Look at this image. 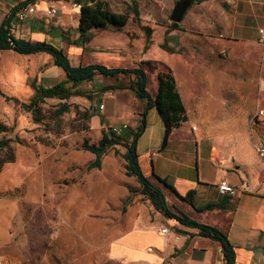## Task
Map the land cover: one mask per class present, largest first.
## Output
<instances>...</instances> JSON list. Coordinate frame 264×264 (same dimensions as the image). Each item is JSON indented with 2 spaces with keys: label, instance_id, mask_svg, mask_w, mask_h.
I'll return each mask as SVG.
<instances>
[{
  "label": "rangeland",
  "instance_id": "obj_1",
  "mask_svg": "<svg viewBox=\"0 0 264 264\" xmlns=\"http://www.w3.org/2000/svg\"><path fill=\"white\" fill-rule=\"evenodd\" d=\"M51 1L60 10L67 6L71 13L79 8L73 0ZM99 1L111 12L126 14L128 23L120 30H91L83 47L61 41L72 66L136 68L147 60L150 64L143 66L150 94L157 90V73L171 67L190 119L178 132L196 128L229 145L239 140L243 127L252 145L256 144V124L264 121V51L209 37L191 22L208 21L204 4L219 7L225 0H190L180 24L172 23L170 16L176 3L183 0ZM3 14L0 7V22ZM58 21L55 18L46 27L51 29ZM67 22L63 33L73 41L77 38L73 15ZM22 29L19 36L31 41L27 25ZM103 55L131 58L116 67ZM183 67L193 69L188 85ZM131 78L110 79L97 74L91 82L76 87L84 96L46 99L33 112H26L19 104H28L34 94L33 83L50 87L67 77L53 66L48 54L0 51V91L18 101L0 95V143L6 142L0 147V197L12 200L15 206L13 226L9 231L0 228L1 252L15 253L21 247L22 256H28L21 264H106L107 242L117 228L129 226V220L142 213L155 211L136 178L128 174L124 159L136 124L124 122L126 127L116 134L123 140L101 154L99 167L94 166L96 155L83 150L84 145L98 146L103 135L110 137L111 127L120 123L104 124L105 119L102 122L93 117L102 111L101 104L114 108L116 103L112 98L115 93H102V86L128 85ZM127 93L124 104L130 111L136 99L134 93ZM63 105L67 110L59 114ZM120 114L115 112L116 117ZM146 176L169 203L171 195L163 185L154 176ZM9 233L12 244L4 242Z\"/></svg>",
  "mask_w": 264,
  "mask_h": 264
},
{
  "label": "crops",
  "instance_id": "obj_2",
  "mask_svg": "<svg viewBox=\"0 0 264 264\" xmlns=\"http://www.w3.org/2000/svg\"><path fill=\"white\" fill-rule=\"evenodd\" d=\"M22 1L24 0H0V7L4 13L0 25L9 15L11 8ZM35 6V13L23 23L17 24L15 18L13 19L11 33L14 38L30 41L29 38L19 36V33L25 30L22 29L23 26L27 25L28 34L33 35L31 42H47L58 49H63L61 36L67 37L63 32L68 24L67 19L72 15L75 18L74 28L78 38L79 8L71 13L67 6L62 5L60 10L51 0H40ZM204 6L208 9L210 18L208 21H191L195 27L201 28L209 37L260 47L258 29L264 28V0H225L219 7L216 5L212 7L210 3H205ZM51 7L58 10L56 18H59V21L48 29L44 12ZM103 56L115 66L119 65L120 61L131 58L130 55ZM53 66L58 68L54 64ZM183 70L185 83L188 85L193 69L188 71L183 67ZM155 78L157 80V76ZM56 84L42 87L51 88ZM128 85H110L125 88L108 91L115 93L112 96L116 102L114 108L101 104L102 111L93 115L95 120L100 119L104 122L105 119L104 124L108 121L120 122L116 125L130 121L136 126L139 125L140 113L145 109L147 100L137 98L134 92L126 88ZM127 92L134 93L136 99L133 102L136 108H131L130 111H127L124 104V98L129 96ZM179 94L183 102V93ZM117 110L121 113L118 117L115 115ZM189 120L187 115V121L179 129L188 124ZM191 128L182 132L175 129L167 146L162 149L165 133L163 121L155 108L148 110L145 130L137 141L139 162L145 170V175H156L165 179L182 197L193 191V205L197 209L208 205H223V208L212 211L197 212L167 190L171 198L169 203L167 199L166 201L174 213L185 214L199 223L215 226L227 234L229 242L235 249V264H264V160L259 158L255 149L258 142L264 143V121L256 124L254 146L243 127L239 140L229 145L225 142L220 143L219 137L204 135L196 128ZM221 181H227L235 187L236 195L233 197L221 195L218 190ZM13 203L12 200L5 201L0 197V228L3 227V231H9L13 226L15 216ZM72 218L78 219L73 216ZM61 219L65 221L62 213ZM162 229L167 230V235L162 233ZM9 236L4 241L6 244L13 243L12 234L9 233ZM20 248H17L15 253L0 251V257L23 263L28 256H22ZM106 264H225V259L218 242L200 236L197 229L169 219L155 209L151 214L142 213L135 219H130L129 226L117 228L116 234L107 242Z\"/></svg>",
  "mask_w": 264,
  "mask_h": 264
},
{
  "label": "trees",
  "instance_id": "obj_3",
  "mask_svg": "<svg viewBox=\"0 0 264 264\" xmlns=\"http://www.w3.org/2000/svg\"><path fill=\"white\" fill-rule=\"evenodd\" d=\"M40 0H24L11 8L9 15L6 16L0 25V51H13L22 55H31L37 53H45L51 56L53 64L60 68L65 74L67 79L57 83L51 88H44L32 84L34 94L29 100L28 104L20 103L22 110L26 112H33L39 103L44 102L46 99L68 100L73 96H84L83 91L77 90L83 82H91L97 74L103 77H132L129 90L135 93L137 98L146 99V107L140 113L139 125L136 130L131 133V140L127 143V151L124 154V159L128 163V174L136 178L142 187V194L149 200L152 206L165 217L174 219L178 223L195 228L199 231V235L209 238L221 245L222 253L224 255L225 264H235V249L228 240L227 234L219 230L217 227L199 223L188 217L185 214L174 213L167 204L163 191L155 186L149 178L143 173L139 162V155L137 153V141L143 134L146 126L147 112L151 108H155L159 113L161 120L165 127L164 138L161 148L164 149L172 132L179 129L183 123L187 121L185 107L181 100L180 94L176 88L175 77L170 69L166 71H159L157 73V92L154 96L150 95L147 90V74L144 69V64H150L148 61L142 62L141 66L136 68H110L101 64H88L79 65L74 67L71 65L68 55L63 49H58L47 42H31L24 39H16L10 33V25L15 18L18 10L26 5L36 4ZM69 2L71 0H61ZM76 6H79V20H78V38L71 41L68 37H62V40L67 42L70 46L83 47L89 40L91 30H105L108 28L121 29L128 23V16L124 13L111 12L99 0H73ZM153 66H156V64ZM68 83L72 85L67 86ZM125 88L122 86H106L102 87L103 93ZM0 95L5 97L1 91ZM6 100H13L18 103L15 98H7ZM67 106L59 110V114L65 112ZM123 139L110 131V137L107 134L98 146L84 145L83 150L96 155L94 166H100V156L108 147L120 144ZM6 142L0 143V147L5 146ZM154 178L163 185V187L170 193L174 194L179 200L192 206L195 211H212L215 209L223 208V205H208L204 208L197 209L193 205V191H190L186 196H180L172 185H169L165 179H161L156 175Z\"/></svg>",
  "mask_w": 264,
  "mask_h": 264
},
{
  "label": "built area",
  "instance_id": "obj_4",
  "mask_svg": "<svg viewBox=\"0 0 264 264\" xmlns=\"http://www.w3.org/2000/svg\"><path fill=\"white\" fill-rule=\"evenodd\" d=\"M35 11H36L35 4H30V5L21 7L15 15V22L17 24L23 23L24 21L28 19L29 16L33 15ZM44 13H45L44 19L46 23H49L50 21H53L57 17L58 10L54 7H51L47 9ZM12 29H13V25H10V33L12 32ZM258 43L260 47L264 50V28L258 29ZM100 108L102 109L103 106L101 105ZM125 127L126 126L123 124L119 126H114L111 129L114 134H119V132L121 131V128H125ZM255 149L259 155V158L264 160V143L258 142L255 145ZM218 190H219V193L223 196L233 197L236 195V188L233 187L227 181H221L218 185ZM162 233L164 235H167V230L162 229ZM0 264H21V263L14 261L12 259L0 257Z\"/></svg>",
  "mask_w": 264,
  "mask_h": 264
},
{
  "label": "water",
  "instance_id": "obj_5",
  "mask_svg": "<svg viewBox=\"0 0 264 264\" xmlns=\"http://www.w3.org/2000/svg\"><path fill=\"white\" fill-rule=\"evenodd\" d=\"M190 5H191L190 0H183L176 3L171 13L170 21L174 24H180Z\"/></svg>",
  "mask_w": 264,
  "mask_h": 264
}]
</instances>
